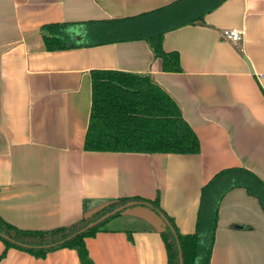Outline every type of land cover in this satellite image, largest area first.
Listing matches in <instances>:
<instances>
[{
	"label": "crops",
	"instance_id": "0c3cea01",
	"mask_svg": "<svg viewBox=\"0 0 264 264\" xmlns=\"http://www.w3.org/2000/svg\"><path fill=\"white\" fill-rule=\"evenodd\" d=\"M0 0V216L32 230L70 225L111 201L154 200L181 233L196 229L204 185L245 168L264 181V0ZM201 18H200V17ZM122 21L119 39L106 20ZM127 19V20H125ZM69 23L74 47L48 49L43 27ZM242 38H226L225 28ZM162 32L181 69L148 36ZM147 74L178 104L198 153L84 147L92 71ZM158 220L131 208L86 237L94 264H168ZM0 238V264H83L75 248L36 256ZM210 264H264V210L245 187L220 201Z\"/></svg>",
	"mask_w": 264,
	"mask_h": 264
},
{
	"label": "trees",
	"instance_id": "16d2710c",
	"mask_svg": "<svg viewBox=\"0 0 264 264\" xmlns=\"http://www.w3.org/2000/svg\"><path fill=\"white\" fill-rule=\"evenodd\" d=\"M212 2V7L218 3L213 0ZM122 21H104L107 29L113 30L111 34L115 38H124L120 33ZM69 25L51 23L43 27L48 49H63L76 45L68 40L66 28ZM148 39L155 55L162 57L164 69H181L179 54L163 50L162 32L149 34ZM84 147L96 151L198 153L200 140L184 119L176 101L153 82L149 75L98 69L92 71V110ZM236 186L245 187L250 195L258 199L264 210V181L245 168H226L204 185L196 229L191 233L180 232L174 219L161 208L158 197L154 200L140 196L119 198L70 225L49 230L22 229L0 216V238L6 246L4 254L11 247L26 250L36 256H44L58 248L70 247L78 251L83 264H94L88 255L86 237L95 235L108 220L121 213L83 233L67 238L116 206L137 200L148 202L158 214L163 212L176 230L177 236L167 224L160 230L168 252V264H181L179 244L184 264H210L220 201L228 190ZM3 234L11 239L5 238ZM62 240L64 241L60 244L45 247Z\"/></svg>",
	"mask_w": 264,
	"mask_h": 264
},
{
	"label": "water",
	"instance_id": "95a60500",
	"mask_svg": "<svg viewBox=\"0 0 264 264\" xmlns=\"http://www.w3.org/2000/svg\"><path fill=\"white\" fill-rule=\"evenodd\" d=\"M142 208V209H146L148 211H150V213H152V215L158 220L160 226H161V229L163 228V226L165 224L169 225L171 227V229L173 230V232L175 233V235L177 236V233H176V230L174 229L173 225L171 224V222L169 221V219L167 218V216L163 213V212H159L156 213L150 206V204L148 202H145V201H137V200H131V201H128L124 204H121L119 206H116L115 208H113L112 210L102 214L99 218L93 220V221H90L85 227H83L82 229H80L79 231H77L76 233L72 234L71 236H69L67 239H70L72 238L73 236L79 234V233H83L85 231H87L88 229L92 228L93 226L103 222L104 220L108 219L109 217L117 214V213H122L123 211H126L128 209H131V208ZM3 236L7 239H11L8 235L6 234H3ZM64 240L60 241V242H57V243H54V244H49V245H45V247H50V246H54V245H57V244H60L62 243ZM179 242V240H178ZM21 244V243H20ZM179 244V243H178ZM24 246H27V247H34V246H30L28 244H22ZM36 247H42V246H36ZM179 249H180V263L181 264H184V261H183V255H182V250H181V247H180V244H179Z\"/></svg>",
	"mask_w": 264,
	"mask_h": 264
},
{
	"label": "built area",
	"instance_id": "2783aa9c",
	"mask_svg": "<svg viewBox=\"0 0 264 264\" xmlns=\"http://www.w3.org/2000/svg\"><path fill=\"white\" fill-rule=\"evenodd\" d=\"M222 33L226 38L237 42L242 38L243 31L241 28L238 27H229L223 29Z\"/></svg>",
	"mask_w": 264,
	"mask_h": 264
}]
</instances>
